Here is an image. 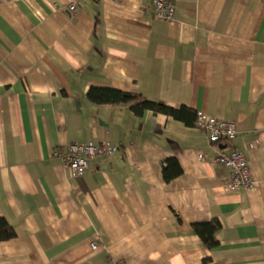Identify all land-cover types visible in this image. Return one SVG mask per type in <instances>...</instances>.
I'll list each match as a JSON object with an SVG mask.
<instances>
[{"label":"crops","instance_id":"crops-1","mask_svg":"<svg viewBox=\"0 0 264 264\" xmlns=\"http://www.w3.org/2000/svg\"><path fill=\"white\" fill-rule=\"evenodd\" d=\"M0 0V264H264V0ZM113 87L238 124L96 104ZM189 117V118H188ZM73 140L118 146L73 178ZM245 153L254 186L201 160ZM217 220L209 248L195 224ZM96 242L93 249L91 243Z\"/></svg>","mask_w":264,"mask_h":264},{"label":"built area","instance_id":"built-area-1","mask_svg":"<svg viewBox=\"0 0 264 264\" xmlns=\"http://www.w3.org/2000/svg\"><path fill=\"white\" fill-rule=\"evenodd\" d=\"M78 0H73L69 5L72 12L77 6ZM151 8L159 19L171 20L174 17V7L168 0H151ZM196 125L208 134L211 143L232 142L237 137L238 124L234 121H224L213 116L199 112L196 117ZM118 146L110 140L96 144L93 141L80 142L73 140L69 147L56 155L62 160L63 171L71 177L76 178L87 175L94 170V161L101 157L112 158ZM201 160L210 165L222 164L230 169L228 175L223 176L222 187L226 191L243 188L249 190L254 186L251 169L248 165L245 153L241 150H234L228 154H219L211 158L203 153ZM91 247L97 248V243L92 242ZM110 264H119L111 262Z\"/></svg>","mask_w":264,"mask_h":264},{"label":"trees","instance_id":"trees-1","mask_svg":"<svg viewBox=\"0 0 264 264\" xmlns=\"http://www.w3.org/2000/svg\"><path fill=\"white\" fill-rule=\"evenodd\" d=\"M88 98L96 104L131 103V109L138 115L143 114L146 110H151L154 113L170 115L176 118H180L186 114L196 119V113L187 107L173 108L162 102L146 99L139 94L113 87H91L88 91ZM219 226L220 224L217 220H212L209 223L195 224L194 229L209 248H214L218 245L214 232ZM15 236L16 233L13 227L5 219L0 218V241H7L13 239ZM208 260V258H205L203 262L206 264Z\"/></svg>","mask_w":264,"mask_h":264}]
</instances>
